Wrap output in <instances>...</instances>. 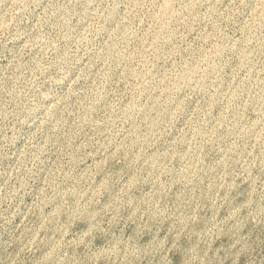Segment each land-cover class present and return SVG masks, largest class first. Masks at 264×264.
<instances>
[{
    "label": "rangeland",
    "instance_id": "obj_1",
    "mask_svg": "<svg viewBox=\"0 0 264 264\" xmlns=\"http://www.w3.org/2000/svg\"><path fill=\"white\" fill-rule=\"evenodd\" d=\"M0 264H264V0H0Z\"/></svg>",
    "mask_w": 264,
    "mask_h": 264
}]
</instances>
